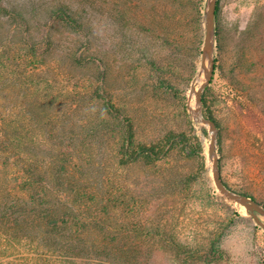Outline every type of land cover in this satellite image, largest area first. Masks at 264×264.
I'll return each mask as SVG.
<instances>
[{
  "label": "rangeland",
  "instance_id": "374dc122",
  "mask_svg": "<svg viewBox=\"0 0 264 264\" xmlns=\"http://www.w3.org/2000/svg\"><path fill=\"white\" fill-rule=\"evenodd\" d=\"M58 2L83 13L85 27L54 26L51 53L45 45L42 53L32 51L15 22L0 13V133L10 132L2 141H32V156L70 161L75 184L93 196L88 216L108 210L101 221L109 228L92 237L147 243L143 255L153 254L154 264H264V229L217 188L211 126L189 108L198 78L203 75L206 83L211 74L198 101L204 116L210 111L217 119L218 170L230 188L255 199L264 212V0L217 1L209 59L204 46L212 0L2 3L42 23ZM132 3L142 22L129 17ZM250 26L253 33L240 43ZM206 60L209 71L203 74ZM107 102L118 110L108 112ZM123 116L131 118L138 142L175 132L184 143L152 170L122 166ZM7 157L0 149V180L13 188L19 167ZM258 215L264 222V213ZM168 237L211 248L190 263L167 256L163 244L151 249ZM14 243L0 234V264L44 258L36 243Z\"/></svg>",
  "mask_w": 264,
  "mask_h": 264
},
{
  "label": "trees",
  "instance_id": "16d2710c",
  "mask_svg": "<svg viewBox=\"0 0 264 264\" xmlns=\"http://www.w3.org/2000/svg\"><path fill=\"white\" fill-rule=\"evenodd\" d=\"M78 1L86 2V0ZM2 2L3 0H0V13H3V17H8L15 22L17 29H20L19 32L25 36L27 46L34 52H41L44 45L47 46L45 53L53 51L55 44H53L51 31L56 25H63L75 31H81L85 27L84 21L81 20L83 13L67 4L58 2L50 6L46 12L45 21L41 23L40 17H29L27 13L17 8L8 10ZM133 7L132 3L127 10L129 17L132 21L142 22ZM123 8L122 12L125 10ZM120 14L118 13L119 16ZM252 28L250 26L248 31L241 33L240 43L244 44L247 41V37L253 33ZM215 36L218 48L222 49L223 29L220 22L215 27ZM197 41L195 44L197 49H200L203 41L202 39ZM200 53L199 51L198 55H201ZM202 101L207 107V94L203 96ZM106 109L108 112L118 110L111 102L106 103ZM208 117L218 125L217 119L210 111H208ZM121 119L122 141H120L118 156L122 166L140 164L152 170L158 167L159 162H163L174 150H177L178 142L184 143V141H178V135L175 132L167 133L160 140L151 143L138 142L131 118ZM8 135H10L9 130L0 133V149L3 153H7V160L14 159L17 162L15 165L19 167L17 170L19 178L15 179L16 184L13 188H10L8 182L7 185H3L0 180V234L5 236L7 242L15 244L16 241L21 244L27 240L36 243L38 249L43 250L39 256L44 258L41 259L42 261L33 262L34 264H54V262L59 264H154L153 254L143 255L147 243L140 241L127 243L107 235L99 238L91 236L94 232H102L109 228L101 221L104 216H107L108 210L107 207H101L99 213L102 215L97 213L94 215L93 212L88 216L87 213L95 209L92 203L93 196L75 184L77 170L74 166L71 167L70 161L62 158V161L53 160L47 163L31 155L33 148H36V143L14 141L12 137L11 141H2ZM46 167H48L47 173L44 172ZM153 243L150 245L151 249L156 248V244H163L167 256L172 258L174 255L186 263H190L191 260L195 262L198 256L202 255L201 253L211 248L209 243H195L197 245L193 246L173 237Z\"/></svg>",
  "mask_w": 264,
  "mask_h": 264
},
{
  "label": "water",
  "instance_id": "95a60500",
  "mask_svg": "<svg viewBox=\"0 0 264 264\" xmlns=\"http://www.w3.org/2000/svg\"><path fill=\"white\" fill-rule=\"evenodd\" d=\"M217 1L218 0H212L210 4V9L207 15L210 23L208 24L207 29H206V38H205V46H204L205 57H206V53L211 48V38L210 37H211L212 29H213V25L211 24V19L214 16V10H215ZM211 76L212 75L209 74V77L206 83H204L201 87L200 93H202L205 90L206 85L210 83ZM200 102H201V99H200ZM202 123L211 126L212 138H211L210 153L214 157V176L216 178L215 184L217 188L224 196H226V198L244 206L247 209V211L251 214V216L257 223V225H259L260 227L264 229V222L260 219L258 215L259 213H264L262 211V206L260 205V203H258L255 199H253L252 197L246 194L233 190L222 179L221 173L218 170L219 160H218L217 146H216L217 144V125L216 123L209 117L204 116L203 114H202Z\"/></svg>",
  "mask_w": 264,
  "mask_h": 264
},
{
  "label": "bare ground",
  "instance_id": "6f19581e",
  "mask_svg": "<svg viewBox=\"0 0 264 264\" xmlns=\"http://www.w3.org/2000/svg\"><path fill=\"white\" fill-rule=\"evenodd\" d=\"M210 38L212 40V36ZM210 53H211L210 51H208L206 53V59L210 58ZM207 64H208V61L206 60V67L204 69L203 74H206L209 71ZM204 81H205V77L203 75H201L198 78L195 87L193 88V90L190 93L189 108H190V112L193 114V116L195 117V119L197 121H202V111H201L200 104H199L198 100H199V93L201 91V87H202Z\"/></svg>",
  "mask_w": 264,
  "mask_h": 264
}]
</instances>
